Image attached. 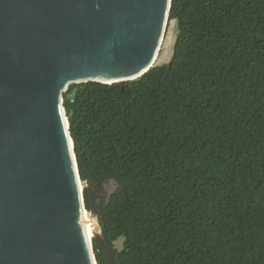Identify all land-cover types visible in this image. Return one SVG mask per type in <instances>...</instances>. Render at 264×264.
Masks as SVG:
<instances>
[{
    "label": "trees",
    "instance_id": "trees-1",
    "mask_svg": "<svg viewBox=\"0 0 264 264\" xmlns=\"http://www.w3.org/2000/svg\"><path fill=\"white\" fill-rule=\"evenodd\" d=\"M172 20L169 63L65 93L81 179L118 187L115 264H264V0H172Z\"/></svg>",
    "mask_w": 264,
    "mask_h": 264
},
{
    "label": "water",
    "instance_id": "water-1",
    "mask_svg": "<svg viewBox=\"0 0 264 264\" xmlns=\"http://www.w3.org/2000/svg\"><path fill=\"white\" fill-rule=\"evenodd\" d=\"M171 5L0 0V264H115L99 204L118 187L82 181L64 95L155 67Z\"/></svg>",
    "mask_w": 264,
    "mask_h": 264
},
{
    "label": "rangeland",
    "instance_id": "rangeland-1",
    "mask_svg": "<svg viewBox=\"0 0 264 264\" xmlns=\"http://www.w3.org/2000/svg\"><path fill=\"white\" fill-rule=\"evenodd\" d=\"M177 35H178V24L175 20H172L168 24L155 65L167 64L171 61ZM122 244H123V240H119L118 242H116L115 245L118 249H121Z\"/></svg>",
    "mask_w": 264,
    "mask_h": 264
},
{
    "label": "bare ground",
    "instance_id": "bare-ground-1",
    "mask_svg": "<svg viewBox=\"0 0 264 264\" xmlns=\"http://www.w3.org/2000/svg\"><path fill=\"white\" fill-rule=\"evenodd\" d=\"M157 58H158V56H157ZM156 61H157V59H156ZM87 218H88V215H87ZM87 222H88V219H87ZM87 228L89 230L90 236L92 237L93 224L92 223H87Z\"/></svg>",
    "mask_w": 264,
    "mask_h": 264
}]
</instances>
